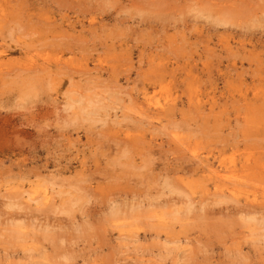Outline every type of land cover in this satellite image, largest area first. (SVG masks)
Wrapping results in <instances>:
<instances>
[{
    "label": "rangeland",
    "instance_id": "rangeland-1",
    "mask_svg": "<svg viewBox=\"0 0 264 264\" xmlns=\"http://www.w3.org/2000/svg\"><path fill=\"white\" fill-rule=\"evenodd\" d=\"M1 4L0 264H264V0Z\"/></svg>",
    "mask_w": 264,
    "mask_h": 264
},
{
    "label": "bare ground",
    "instance_id": "bare-ground-1",
    "mask_svg": "<svg viewBox=\"0 0 264 264\" xmlns=\"http://www.w3.org/2000/svg\"><path fill=\"white\" fill-rule=\"evenodd\" d=\"M2 1H4V0H0V5H1V7H3L2 4H1ZM5 9H6V8H5ZM154 92H155V91H154ZM154 92H153V93H154ZM144 93H145V92H144ZM148 95H149V94H148ZM148 95H147V96H148ZM152 96H153V95H152ZM152 96H151V97H152ZM99 98H100V97H99ZM99 98H98V100H99ZM103 98H104V97H103ZM78 99H79V98H78ZM101 99H102V98H100V100H101ZM146 99H147V98H146ZM146 99H145V100H146ZM142 100H144V99H142ZM175 100H176V99H175ZM79 102H80V101H79ZM97 102H98V101H97ZM101 102H102V101H101ZM98 103H99V102H98ZM153 103H154V102H153ZM81 104H82V108L79 107V105H78L77 107H79V108L81 109V112H82V110H84V109L87 108V107H86V105L84 106L85 108L83 107V102H82V101H81ZM101 104H102V103H101ZM103 104H105V103L103 102ZM103 104H102V105H99V106H98V105H97V106L94 105L95 107L92 106V108H93L92 110H90V111L88 110V112H87L86 109H85V111H86L88 114H92V112H93V113H99V114H100V113L103 111L104 114H105L106 111H107V108H106V106H104ZM157 104H158V103H157ZM146 105H147V104H146ZM170 105H171V104H170ZM80 106H81V105H80ZM87 106H88L87 109H91V108H89V107H91L90 105H87ZM140 106H141V105H140ZM148 106H149V105H148ZM176 106H177V104H176ZM155 107H156V106H155ZM141 108H142V107H141ZM151 108H152V105H151ZM80 109H79V110H80ZM148 109H149V107H148ZM157 109H158V108H157ZM149 110H150V109H149ZM85 111H84V113H85ZM152 111H153V110H152ZM156 111H157V110H156ZM158 111L161 112V114H162V112H163V111H160V110H158ZM158 111H157V112H158ZM141 112H142V111H141ZM148 112H150V111H148ZM153 112H155V111H153ZM169 112H170V111H169ZM85 114H86V113H85ZM104 114H102L101 116H104ZM114 114H115V113H114ZM141 114H142V113H141ZM154 114H155V113H154ZM128 115H129V114H128ZM155 115H156V114H155ZM159 115H160V114H159ZM119 116H120V115H119ZM119 116H117V114L115 115L116 120L118 119ZM148 116H149V115H148ZM125 117H126V115H125ZM159 117H160V116H159ZM159 117H158V118H159ZM119 118H121V117H119ZM158 118H157V119H158ZM103 119H104V118H101V120H103ZM120 121H121V119H120ZM152 122H153V121H152ZM154 123H156V122H154ZM201 157H202V156H201ZM199 158H200V157H199ZM201 162H202V161H201ZM205 162H206V161H205ZM217 163H218V161H217ZM221 163H223V162H221ZM203 164H204V163L202 162V166H204ZM218 164H219V163H218ZM200 165H201V164H200ZM220 165H221V167H222L223 164H220ZM197 166H198V164H197ZM200 167H201V166H200ZM206 167H207V166H206ZM214 167H215V166H214ZM243 167H245L244 164H243ZM247 167H248V166H247ZM202 168H203V167H202ZM202 168H201V170H204V169H202ZM207 168H208V167H207ZM222 168H223V167H222ZM215 169H216V168H215ZM231 169H232V168H231ZM239 169H240V168H239ZM225 170H226V168H225ZM249 170H250V169H249ZM195 171H196V170H195ZM198 171H199V170H198ZM204 171H205V170H204ZM209 171H210V170H209ZM229 171H230V170H229ZM229 171H228V172H229ZM247 171H248V169H247ZM247 171H246V172H247ZM251 171H252V169H251ZM212 172H213V171H212ZM212 172H210V173H212ZM214 172H215V171H214ZM214 172H213V173H214ZM249 172H250V171H249ZM208 173H209V172H208ZM210 173H209V175H210ZM219 173H220V172H219ZM225 173H227V172H225ZM231 173H235V172H231ZM235 174H236V173H235ZM198 175H199V174H198ZM212 175H213V174H212ZM227 175H228V174H227ZM200 176H201V175H200ZM215 176H216V175H215ZM222 177H223V176H222ZM234 177H235V176H234ZM240 177H241V176H240ZM243 177H244V176H243ZM208 178H209V177H208ZM210 178L212 179L211 176H210ZM220 178H221V177H220ZM223 178H224V177H223ZM218 179H219V178H218ZM223 180H225V179H223ZM231 180H232V178H231ZM229 181H230V179H229ZM214 182H215V181H214ZM218 184H219V183H218ZM221 185H222V184H221ZM216 186H217V185H216ZM227 188H228V187H227ZM190 189H191V188H190ZM229 191H230V190H229ZM192 193H193V192H192ZM223 196H224V195H223ZM246 199H247V198H246ZM196 201H197V200H195V202H196ZM195 202H194V203H195ZM191 203H192V202H191ZM195 204H196V203H195ZM195 204H193L192 206H195ZM192 208H193V207H192ZM194 208H197V206H195ZM199 208H200V207H199Z\"/></svg>",
    "mask_w": 264,
    "mask_h": 264
}]
</instances>
